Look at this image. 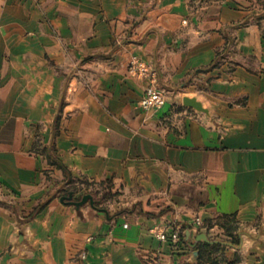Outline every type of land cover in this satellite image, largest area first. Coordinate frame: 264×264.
Returning a JSON list of instances; mask_svg holds the SVG:
<instances>
[{
    "label": "crops",
    "instance_id": "crops-1",
    "mask_svg": "<svg viewBox=\"0 0 264 264\" xmlns=\"http://www.w3.org/2000/svg\"><path fill=\"white\" fill-rule=\"evenodd\" d=\"M0 264H264V0H0Z\"/></svg>",
    "mask_w": 264,
    "mask_h": 264
},
{
    "label": "built area",
    "instance_id": "built-area-1",
    "mask_svg": "<svg viewBox=\"0 0 264 264\" xmlns=\"http://www.w3.org/2000/svg\"><path fill=\"white\" fill-rule=\"evenodd\" d=\"M130 70L149 80L140 102L141 107L146 111L163 109L168 103V92L159 86L157 72L145 66L137 57L132 59ZM193 226L196 229H201L204 227V222L198 217L195 219ZM151 231L159 240L170 243L175 250L182 248L184 232L179 226H174V229L170 232L160 226H155Z\"/></svg>",
    "mask_w": 264,
    "mask_h": 264
},
{
    "label": "water",
    "instance_id": "water-1",
    "mask_svg": "<svg viewBox=\"0 0 264 264\" xmlns=\"http://www.w3.org/2000/svg\"><path fill=\"white\" fill-rule=\"evenodd\" d=\"M194 102H192V101H186V104H193ZM73 198H74V193L73 192H71L69 195H67V196H65L64 198H63V201L64 202H70V203H72L73 205H75V206H77V207H81V206H83L84 204H86V203H90L93 207H95V208H97L96 207V202H95V199H94V197L92 196V195H86V196H84V198L82 199V201H79V202H75L74 200H73ZM105 211V210H104ZM191 235V233L190 232H188V236H190ZM197 240L198 241H204V242H207V243H209V244H213V245H215V244H224V245H228L227 243H223V242H220V241H212V240H210L209 238H208V236L207 235H205V234H203V235H200L198 238H197Z\"/></svg>",
    "mask_w": 264,
    "mask_h": 264
},
{
    "label": "trees",
    "instance_id": "trees-1",
    "mask_svg": "<svg viewBox=\"0 0 264 264\" xmlns=\"http://www.w3.org/2000/svg\"><path fill=\"white\" fill-rule=\"evenodd\" d=\"M232 241H233L234 244H237V245L240 244L239 237H234ZM209 250H211V251H209ZM216 252L217 253H219V252L225 253L226 252V249L223 248L221 245L215 244V245L212 246L210 244H206L200 250V257H199V259L201 261H204V260H207L208 259L209 261H211L213 263H218L219 262L218 260H214L211 257H209V258L206 259V256H205L208 253H209V255H211V254L216 253ZM238 261H239V257L236 256L234 259L230 260V263H237Z\"/></svg>",
    "mask_w": 264,
    "mask_h": 264
},
{
    "label": "rangeland",
    "instance_id": "rangeland-1",
    "mask_svg": "<svg viewBox=\"0 0 264 264\" xmlns=\"http://www.w3.org/2000/svg\"><path fill=\"white\" fill-rule=\"evenodd\" d=\"M167 91V90H166ZM168 92V91H167Z\"/></svg>",
    "mask_w": 264,
    "mask_h": 264
}]
</instances>
